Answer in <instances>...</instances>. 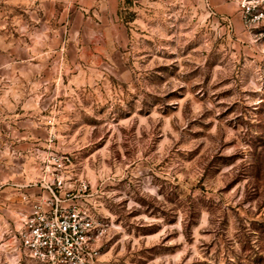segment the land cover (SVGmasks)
Returning <instances> with one entry per match:
<instances>
[{
	"label": "clouds",
	"instance_id": "9594fccd",
	"mask_svg": "<svg viewBox=\"0 0 264 264\" xmlns=\"http://www.w3.org/2000/svg\"><path fill=\"white\" fill-rule=\"evenodd\" d=\"M0 264H264V0H0Z\"/></svg>",
	"mask_w": 264,
	"mask_h": 264
}]
</instances>
